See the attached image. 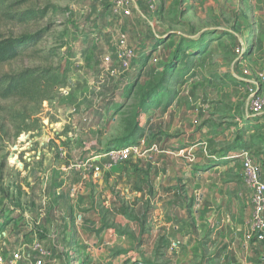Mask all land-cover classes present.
Masks as SVG:
<instances>
[{"label": "rangeland", "instance_id": "rangeland-1", "mask_svg": "<svg viewBox=\"0 0 264 264\" xmlns=\"http://www.w3.org/2000/svg\"><path fill=\"white\" fill-rule=\"evenodd\" d=\"M211 1L215 6L210 4ZM137 3L139 8H133L129 19H115L111 15V0H28L26 3L15 0L0 7V35L4 38L45 31L41 41L29 47L16 61L0 65V81L6 85L13 76L31 70H34L35 77L44 75L45 79L48 78L47 85L39 84L33 90L29 89L33 86L27 84V93L0 98V257L4 259L3 264H28L27 260L12 263V255L22 252L34 255L32 248L36 243L50 251L47 264H88L83 262L87 259V245L77 229L81 226V214L69 208L70 202L66 206L62 202L65 189H68L65 176L68 166L73 165L71 153L75 152L74 157H82L85 145L95 141L97 135L100 139L105 130L85 129L81 127L82 121L71 123L68 126L74 136L79 134L77 129L85 136L90 130L91 139L84 137L76 144L68 137L58 140L57 134L64 133L59 124L69 117L88 114L91 109L101 106L106 109L115 103L113 99L118 95L116 102L120 104L119 107L115 104L114 109L123 107L118 125L109 123L106 126L107 131L110 130L107 140L112 139L111 133L118 131L117 126L122 128L120 120L136 110L139 93L157 68L170 59L183 40L195 44L202 31L203 34L210 32L214 37L206 38L211 39L208 52L196 58L190 57L186 51L182 54V60L188 62L189 67L196 61V69L192 71L190 67L172 81L170 102H175L169 109L171 115L162 119L160 110L150 112L153 133L166 136L163 132L166 127L173 131L179 109L189 117L190 125H206L211 129V113L220 102L226 103L232 97L243 95V89L248 95L245 85L241 90L238 84L228 82L231 71L242 68L237 63L236 50L244 48L247 51L253 47L252 43L244 46V40L251 37L248 29L252 22L241 0H157L154 12L148 9L144 0H137ZM30 11L34 14H29ZM29 15L36 18H27ZM130 27L145 30V34L136 35ZM116 29H121L132 42H137V57L124 90L119 80H110L106 76L105 80L103 78L106 82L100 85L104 82L102 76L106 75L102 60L113 51ZM222 30H232L242 40L233 36L228 39L227 32ZM252 40H255V51L260 55L264 48L261 37ZM183 68V64L178 67L181 72ZM248 69L252 78L264 66L256 72L251 66ZM51 78L54 89L50 86ZM37 88L42 92L38 94ZM145 114L147 116L141 120L148 131V112ZM182 132L179 130L176 134L182 135ZM26 137L30 142L29 139L22 142ZM146 139L148 141V136ZM64 143L69 146V152ZM239 154L240 151L237 156ZM26 156L23 167L15 164V157L23 162ZM237 166L242 168V163ZM69 211L75 216L72 217L75 228L70 233L66 230ZM54 243L58 246L56 254ZM108 249L110 256L116 259L118 247ZM133 257L126 255L124 264H131ZM118 261L117 264L123 263L122 258Z\"/></svg>", "mask_w": 264, "mask_h": 264}, {"label": "crops", "instance_id": "crops-1", "mask_svg": "<svg viewBox=\"0 0 264 264\" xmlns=\"http://www.w3.org/2000/svg\"><path fill=\"white\" fill-rule=\"evenodd\" d=\"M241 1L252 22L248 29L251 37L244 40V46L252 43L253 47L247 50L243 61L238 58L237 63L242 70L251 66L256 72L264 66V48L257 55L252 39L261 37L264 47V0ZM134 2L138 9L137 0ZM210 4L215 6L213 1ZM222 31L227 32V38L233 36L242 40L232 30ZM132 32L140 36L145 34V30L140 29ZM194 63L192 71L196 69V61ZM241 69L231 71L228 82L238 84L242 90L244 85L247 88L254 82L258 73L246 80ZM242 92L243 95L215 107L211 113L213 119L208 121L211 129L206 125H190L189 117L179 109L174 123L176 129L173 127V131H168L166 127L163 130L166 136H156L160 133L154 134L151 130L150 112L160 110V116L166 119L175 102H170V98L163 99L160 107L148 110V131L141 120L145 132L132 140L152 150L147 159L111 169L104 167V160L93 159L116 148L114 141L121 136L122 128L117 126L118 131L111 133L114 137L107 140L110 130L107 131L106 126L109 123L118 125L117 109H114L115 104L117 107L120 104L116 102L118 95L113 99L115 103L106 109L97 107L88 114L69 117L59 124L64 133H58L57 139L68 137L75 144L78 139H87L91 134L89 130L85 136L77 129L79 134L74 136L73 130H69L71 123L82 121L81 127L85 129L105 130L104 136L99 139L97 135L95 141L85 145L82 157H74L75 152H72L73 165L71 162L66 169L68 189H65L62 202L65 206L70 202L69 208L81 214V226L77 225L80 226L77 229L87 245V259L83 262L117 264L122 258L124 264L126 259L123 258L127 255L128 258L134 256L131 264H264V244L246 240L253 207L251 191L243 179L242 168L237 166L241 163L237 153L246 148L264 177V113L253 116L249 96L244 89ZM143 116L147 114L143 113L141 118ZM179 130L183 131L182 135L176 134ZM102 143L105 144L98 147ZM84 164L92 168H84ZM94 166H103L100 175L94 173ZM73 211H69L66 224L69 233L75 228ZM53 246L56 254L58 246L55 243ZM110 246L118 247V258L110 256Z\"/></svg>", "mask_w": 264, "mask_h": 264}, {"label": "built area", "instance_id": "built-area-1", "mask_svg": "<svg viewBox=\"0 0 264 264\" xmlns=\"http://www.w3.org/2000/svg\"><path fill=\"white\" fill-rule=\"evenodd\" d=\"M144 1L148 5V9L152 12L156 10L157 0ZM134 7V0H111V15L115 19L131 18ZM112 41V53L105 55L102 60L103 68L106 73V75L102 76V80L103 78L105 80L104 76L108 79L115 78L123 85L122 90H124V85L127 86L130 81L128 73L132 69L137 57V42H132L130 36L121 29H116V35ZM246 52L244 48L236 50V54L241 61H243L242 59ZM241 73L244 79H251L252 73L248 68H244ZM105 82L106 81L101 84ZM247 91L251 113L253 116L259 117L264 113V69L258 73L256 81L248 84ZM84 122H87V119H85ZM28 139L29 137H26L22 142H26ZM151 152L152 150L143 148L142 144L128 143L122 147L109 150L103 155L94 157L93 160H104V167L106 169H111L113 166L123 163L147 159ZM237 157L240 158L242 163L243 179L251 191V203L253 207L251 218L248 221L249 231L246 240L248 242L256 240L264 244V177L262 176L260 166L254 162L249 150L241 149ZM23 160L22 162L18 157H15V164L23 167V163L27 160V156L24 157ZM89 164H84L83 167L92 168ZM102 168L103 166H94L93 171L95 174L100 175L102 173ZM32 252L35 254L32 255L31 252L15 253L12 255L11 262L14 263L27 260L28 264H47L46 259L50 257V251H46L40 243H36L32 248ZM3 263L4 259L0 257V264Z\"/></svg>", "mask_w": 264, "mask_h": 264}, {"label": "trees", "instance_id": "trees-1", "mask_svg": "<svg viewBox=\"0 0 264 264\" xmlns=\"http://www.w3.org/2000/svg\"><path fill=\"white\" fill-rule=\"evenodd\" d=\"M9 1L15 0H0V7L6 4ZM22 3L28 2V0H19ZM28 14V13H26ZM29 14H34L33 11H30ZM27 18H36L35 15H29ZM40 18V17H39ZM45 32V31H44ZM42 33L24 35L19 38H4L0 35V65L7 64L13 61H16L20 55L26 51L29 47L37 45L41 39ZM211 37L210 32H207L201 35L195 44H189L186 40H183L177 50L172 53L170 59L157 68L153 76L148 80L146 85L139 93V101L137 104L136 110L127 115L125 119L120 120L122 123V133L120 138L116 139L115 147L119 148L131 142L135 137H139L145 132L144 127L141 126V115L148 112L151 108H158L162 104L163 99L170 98V88L173 84L172 81L177 77V75L184 74L186 71L190 70V67L194 68L195 63H192L189 67L188 62L182 60V54L186 51L189 53L190 57H202L206 55L209 48V43H206V38ZM184 66L183 71L181 72L178 67L180 65ZM48 78L45 79L44 75L36 76L34 75V70H31L27 73H22L20 75L13 76L10 78L6 85L0 81V98L7 99L10 97L19 96L21 93H27V84H31L35 89V86L39 84L47 85ZM53 78H51V85L54 89ZM50 83V82H49ZM132 87V86H131ZM56 88V87H55ZM38 94L42 91L38 90ZM45 94V92H43ZM131 93L129 92L128 96ZM123 107H120L116 111V115H120ZM21 131V129L19 130ZM20 134V133H19ZM246 149V148H243ZM240 160V158L237 157ZM121 235H128L125 232H119Z\"/></svg>", "mask_w": 264, "mask_h": 264}]
</instances>
